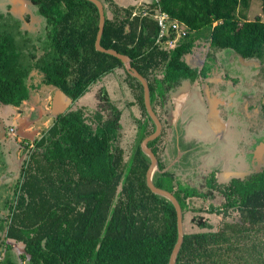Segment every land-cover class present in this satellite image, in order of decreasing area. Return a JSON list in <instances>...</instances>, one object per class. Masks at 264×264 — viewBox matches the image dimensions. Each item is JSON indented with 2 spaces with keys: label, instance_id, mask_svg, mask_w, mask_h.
<instances>
[{
  "label": "trees",
  "instance_id": "trees-1",
  "mask_svg": "<svg viewBox=\"0 0 264 264\" xmlns=\"http://www.w3.org/2000/svg\"><path fill=\"white\" fill-rule=\"evenodd\" d=\"M23 1L30 11L16 20L31 22L32 32H6L0 24V103L17 107L35 99L45 84L69 104L31 138L30 147L23 145L24 161L0 214V264H168L175 211L145 182L150 161L140 141L155 125L139 80L118 58L94 48L93 2ZM98 1L104 16L99 45L129 58L147 83L160 122L159 134L146 146L157 160L153 185L170 192L181 209L182 241L174 264H264V163L219 182L197 169L181 178L176 170H164L161 160L165 103L182 83L203 80L211 88L206 79L218 74L216 53L228 50L257 60L264 73V21L244 17L241 10L250 0H158L161 10L186 27L168 48L155 42L153 0L144 15L135 13L133 4ZM200 31L207 33L205 41L189 38ZM169 37L172 33L162 40ZM200 48V65L186 61ZM92 85L93 101L85 103L80 99ZM256 106L264 120V106L259 101ZM217 193L219 203H208ZM196 198L201 205H188L187 199ZM11 243L21 244L22 251Z\"/></svg>",
  "mask_w": 264,
  "mask_h": 264
},
{
  "label": "rangeland",
  "instance_id": "rangeland-1",
  "mask_svg": "<svg viewBox=\"0 0 264 264\" xmlns=\"http://www.w3.org/2000/svg\"><path fill=\"white\" fill-rule=\"evenodd\" d=\"M117 3L126 6V4H133L134 12L137 13L142 10V5H148L151 0H116ZM26 2L23 0H0V24L1 27L6 32H14L16 29H26L31 30V22L24 24V22H18L20 19H17L19 15L29 12ZM246 19H253L258 16L261 20L264 21V10L261 8L259 0H250L249 5L246 9L241 10ZM33 16V17H32ZM30 18L35 22L36 15H32ZM152 17V16H151ZM205 32V31H204ZM203 31L193 33L189 35V38H192L195 41L198 36V39L203 41L207 38V33ZM176 35V34H175ZM173 37H177L173 35ZM200 40V41H202ZM201 52L196 53L194 58L197 63L202 62L204 50L200 48ZM199 51V50H198ZM229 57V58H228ZM189 59L186 58V61ZM215 61V62H214ZM213 64L215 69H217L218 76L223 75L226 86L234 84V87L229 88L227 99L232 100V109L236 114V117H229L226 120L227 130H222L217 134V137H214L216 144L215 150H210L211 147L202 145L198 148L199 154L197 155L198 162L190 161L187 157L185 160H182L181 163L184 166L182 170H176L179 172L180 177L183 178L186 176V172H196L198 174L205 175L207 173L214 174L217 180L220 182L224 179L225 170L235 168L237 165V170L239 173H247L248 171H254L259 169L264 163V157L258 160H253L251 155L252 145L254 143L255 137H260L264 140V120L260 117L258 113V106H256L257 101L264 106V73L260 70L257 60H248L239 57L238 55L228 51L223 50L216 53ZM190 63V62H189ZM188 83L182 84L184 88H187ZM45 85V84H43ZM93 85L84 93L80 100L85 103H90L94 98ZM192 87L197 88L200 95L203 97L204 90L207 88V85L202 80L199 84L192 85ZM45 90L44 88L42 89ZM111 91V89H108ZM192 91H196L192 90ZM53 94L50 101L49 99L39 98L38 105L36 102H33L32 105L30 102L24 101L18 106V109H14L13 106L0 103V214L6 212V204L11 199L12 189L15 185L16 180L19 176L20 166L24 161V153H26L27 148L31 146L32 137L38 138L42 130L49 126L52 120V115L57 111H62L63 105H68L69 102L67 98L62 95L57 89L53 91ZM41 94V93H40ZM45 93L42 92L41 95ZM122 94L126 95L125 90L122 89ZM249 94V95H247ZM195 94H190L194 96ZM241 96H250L251 98L248 101L250 105L249 110H244L242 112L241 107L235 108V102L239 103ZM38 97V89H37ZM46 100V101H45ZM189 101V100H188ZM188 101L184 105V110L188 106ZM202 107H192L194 110L193 115L189 118L191 123H187L185 126V131L187 132L189 127V137L197 138L199 128H203L204 125V107L206 108L207 102L202 98ZM221 103L222 100H219ZM31 105L33 109L28 110L26 106ZM156 104L152 103L155 111H157ZM247 104H244V109ZM222 106V105H220ZM40 111H45L44 114ZM222 110H226L223 107ZM18 112L19 117H14L15 113ZM21 112V113H20ZM242 113L247 115V120ZM33 119L29 124L24 125L25 119ZM241 118V119H240ZM180 123V122H179ZM177 124L175 130L171 129L172 139L169 140L168 148L171 147L176 149L178 147L177 142L182 143L183 135L180 133L181 125ZM263 123V124H262ZM180 125V126H179ZM196 126V127H195ZM257 126V127H256ZM252 127L254 129H252ZM10 128L12 130H10ZM259 130V131H258ZM261 130V131H260ZM30 131V133H26ZM259 135V136H258ZM28 140H24V138ZM31 139V140H30ZM256 140V139H255ZM23 145H28L27 148H24ZM198 153V152H197ZM194 153H192L193 155ZM179 160L170 161L168 169H174L179 163ZM196 164L198 166L196 167ZM166 165V164H165ZM181 165V164H180ZM166 167L164 166L163 169ZM224 173V174H223ZM173 187V186H172ZM174 188V187H173ZM215 199L208 202L213 205L219 203L221 196L217 193L215 194ZM188 205H201L202 199L196 198L195 200L187 199ZM6 203V204H5ZM188 227V226H187ZM193 229V228H192ZM11 248H14L17 253L22 251V245L18 243H11ZM4 249V243L0 244V252Z\"/></svg>",
  "mask_w": 264,
  "mask_h": 264
},
{
  "label": "crops",
  "instance_id": "crops-1",
  "mask_svg": "<svg viewBox=\"0 0 264 264\" xmlns=\"http://www.w3.org/2000/svg\"><path fill=\"white\" fill-rule=\"evenodd\" d=\"M188 62L193 63L197 66L201 64V62H199V61L197 63L195 58L189 59ZM206 81L209 83L211 82L212 87L210 88L207 86L206 89H203L204 90L203 97L200 95L197 88L192 87V85H196L199 83L187 84L188 85L187 88H184V86L181 85L170 96L169 100L164 105L165 110L163 113H161V119H162L161 124H163V126L165 127V133L163 136L164 150L162 151V154H161V156H162L161 160H163L164 166L166 167L164 170H170L171 171V170H182V169H184V166L181 163V158L183 156L184 157L182 158V160H185V157H187L190 161H194V159H195V162L197 163L198 162L197 155L200 153L198 148L202 145L208 144V146L211 147V149H210L211 151L215 150L216 146H217L216 144L218 143V141L215 142L213 140L214 137H217V134H219L220 131H222V130L226 131L227 130L226 126L228 124H227L226 120L229 119V117H230L227 114V110L228 109L232 110L231 104L233 102L232 100L227 99V96H228L229 88L234 87V84H232L228 87L226 85H223V88H222L221 84L222 83L225 84L224 83L225 80L222 77L218 76V74H216V73L212 74V76L208 77L206 79ZM182 84H184V83H182ZM43 88L45 89L44 91L42 90ZM37 89H38V97H37V93H36V98L28 101L32 105L34 104L33 102H36V106H37L39 98H41V97L43 99H46V100L49 99V101H50L52 95L55 94V93H53L55 88L48 86V85L41 84V85H39V87ZM195 89H196V91H192ZM42 92L45 94L41 95ZM190 94H192V95L195 94V95L192 97V96H190ZM247 95H249V94H247ZM213 96H214V98H213ZM215 97H216V99H215ZM202 98H204V100H206V102H207L206 108L204 107L205 119H204V125L202 124V126H204V127L199 128L198 133H200L201 135H198V137L195 139L191 138V140H190L189 129L191 128V126H188L189 129L187 132L185 131V126L187 125V123L188 124L191 123L189 118L194 113V110L192 107H197V108L202 107V102H201ZM250 98H251V95L250 96H241L240 95L239 103H242V101H243V105L245 103L247 104L245 106V109L241 108L242 112L246 109L249 110L250 105L248 104V101ZM219 100H222V102L220 103ZM187 101H188V106H186V108L184 110V105L186 104ZM25 102H27V101H24V103ZM220 105H222V106H220ZM26 107H28L27 108L28 110L33 109V107L31 105H28ZM223 107L226 108V110H222ZM13 108L18 109V106L17 107L13 106ZM38 109H39V111H38L39 114L41 112H42V114H44L45 111H42V110L40 111L39 107H38ZM242 114L247 120V118H248L247 115L245 113H242ZM17 116L19 117L18 112L15 113L14 117H17ZM31 121H33V119H27L26 118L24 121V125L29 124ZM178 123L181 125L180 133H181V135L184 136V138H182V143L177 142L178 147H176V149L174 148V150H173L172 147L169 149L168 148L169 140L172 139V135L174 134V132L171 133L172 132L171 129L174 128V130H175ZM46 128H44L43 130H45ZM252 129H254V128L252 127ZM26 132L30 133V131H26ZM33 137H35V136H33ZM255 138H254V140H255ZM192 153H194V154L192 155ZM179 159H180V161L174 169H168V165H170V163H171L170 161H176ZM197 166H198V164H196V167ZM236 170H237V165L235 166V168L225 170L224 171L225 174L224 173L223 174L225 175L226 178H229L231 176H238V175H244V174L249 173V171L247 173L246 172L245 173H239V171H236ZM188 182H190L192 184L191 180H189Z\"/></svg>",
  "mask_w": 264,
  "mask_h": 264
},
{
  "label": "water",
  "instance_id": "water-1",
  "mask_svg": "<svg viewBox=\"0 0 264 264\" xmlns=\"http://www.w3.org/2000/svg\"><path fill=\"white\" fill-rule=\"evenodd\" d=\"M90 1L95 4L97 8V13H98L97 31H96L95 40H94V48L100 52H105V53L111 54L115 56L116 58H118L123 64V67L125 68V70L129 74H131L132 76H134L135 78L139 80L142 86L143 104H144L145 110L155 125L154 131L151 134L144 137L140 141V148L148 156L149 161H150L146 169V172H145V182H146L147 187L149 188L151 192L159 194L165 197L166 199H168L174 207L175 218H176L175 219L176 220V240H175L174 245L172 246V249L170 251L169 258H168V264H174L176 253L182 241L181 209L175 197L170 192L153 185L151 181V177H152L153 172L157 170V160L154 154L151 152V150L148 149V147L146 146V143L148 141L154 139L159 134L160 127H161L160 122L151 109V106L149 103L147 83L145 79L133 67L130 66L129 58L126 55L120 54L113 49H106L99 45V38L102 32L103 21H104L103 9H102L101 3L98 0H90ZM251 148H252L251 155H253L252 157L253 160L256 161L264 157V140L262 139L255 140Z\"/></svg>",
  "mask_w": 264,
  "mask_h": 264
},
{
  "label": "built area",
  "instance_id": "built-area-1",
  "mask_svg": "<svg viewBox=\"0 0 264 264\" xmlns=\"http://www.w3.org/2000/svg\"><path fill=\"white\" fill-rule=\"evenodd\" d=\"M155 3L154 8L152 9L153 12L151 14L152 18L156 21L158 26V31L156 35L155 42L159 43L162 41L164 46L168 48H173L177 39L184 36L186 33V27L184 24L177 22L175 19H171L166 12L160 9L158 5V0H153ZM147 5H142L141 12L142 15L147 14V9H145ZM133 14V13H132ZM172 33V37L168 39L162 40L163 37L168 36ZM177 37H173L176 36ZM10 130H12L10 128Z\"/></svg>",
  "mask_w": 264,
  "mask_h": 264
},
{
  "label": "flooded vegetation",
  "instance_id": "flooded-vegetation-1",
  "mask_svg": "<svg viewBox=\"0 0 264 264\" xmlns=\"http://www.w3.org/2000/svg\"><path fill=\"white\" fill-rule=\"evenodd\" d=\"M224 83H225V82H224ZM221 85H222V88H223V85H226V84H223V83H222ZM234 104L236 105L235 108H237V105H238V107H241V106H242L241 108H244V105H242V104L239 105V104H237L236 102H235ZM231 106H232V104H231ZM227 114H228L229 116H231V117H236L237 112L235 113L233 109H232V110H229V109H228V110H227ZM258 131H259V130H258ZM260 131H261V130H260ZM258 136H259V135H258ZM255 139L257 140V139H262V138H260V137L257 138V137H256ZM254 141H255V140H254Z\"/></svg>",
  "mask_w": 264,
  "mask_h": 264
}]
</instances>
